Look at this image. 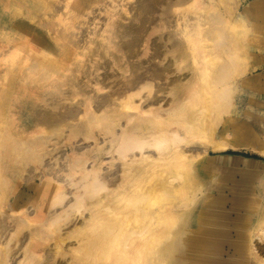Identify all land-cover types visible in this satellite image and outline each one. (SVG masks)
<instances>
[{"label": "bare ground", "instance_id": "bare-ground-1", "mask_svg": "<svg viewBox=\"0 0 264 264\" xmlns=\"http://www.w3.org/2000/svg\"><path fill=\"white\" fill-rule=\"evenodd\" d=\"M94 1L0 0V175H25L0 209V264H161L158 242L168 264H264V163L187 219L210 182L194 162L242 127L264 155L239 107L264 66V0Z\"/></svg>", "mask_w": 264, "mask_h": 264}, {"label": "rangeland", "instance_id": "rangeland-1", "mask_svg": "<svg viewBox=\"0 0 264 264\" xmlns=\"http://www.w3.org/2000/svg\"><path fill=\"white\" fill-rule=\"evenodd\" d=\"M90 2V9H95L96 7L99 6V2ZM183 10V11H181ZM187 9H178L176 13H185L187 12ZM126 18L122 19V22H124ZM256 25V24H255ZM28 48L30 52H28V55L22 51L18 54V57L14 58V61L18 60L19 64H23V62L26 60H29L34 57V52L36 51L35 49V36H29L28 37ZM29 40L31 42H29ZM33 40V41H32ZM12 62V61H11ZM10 63V62H9ZM15 63V62H14ZM26 63V62H25ZM6 63H0V69L5 68ZM10 67V66H9ZM260 71V72H259ZM252 73V72H251ZM263 73V74H262ZM257 74H261L259 81H257L254 84L250 85V89L252 90L250 94V98H240L239 100V107H241V101L243 100H248L250 99V108L248 112V121L250 124V127L252 129V132L255 134H259L261 137V140H264V105H262V101H264V66L258 70ZM251 76H254V73H252ZM56 77L55 75L47 76L44 78H41V80H35L37 79L36 77H33L30 79L26 84V92L32 90L33 88H38V87H43L47 86V84H50V81H52ZM262 79V80H260ZM9 81V76L6 75L4 78L0 79V97L5 93V88L8 84ZM263 83V84H262ZM245 97V96H244ZM243 105V104H242ZM11 110V105L7 106L6 108V114L10 113L9 111ZM9 112V113H8ZM250 115V116H249ZM253 116V117H252ZM8 118V117H7ZM260 122V123H259ZM235 125H240V118L235 121ZM242 126V125H241ZM236 127V126H235ZM22 129V128H20ZM222 129V128H220ZM239 129V128H238ZM221 131V130H220ZM243 131L240 128L238 130L239 134L232 139L230 145H228L227 149L223 151H210L208 155L206 156L207 162H199L196 161L194 162V173H196V177L204 179V176L206 177L207 180H210L209 183L206 185H203L201 188V192H197V200H200V203L195 205L194 209L191 210V216L190 218H187L189 221V226L188 228L190 230L196 228L198 218L201 215L202 211L205 208L210 207L213 208L215 207V202L217 199H219V193H222L227 196L228 198H231L232 195H230L229 191V184L231 185L232 182V177L235 175L236 177H240L239 175H245L243 170L245 168V161L248 162H262L264 163V155H262L257 149L258 145L254 141H247L244 139V137L241 135ZM241 132V133H240ZM252 133V134H253ZM0 134H1V129H0ZM250 134V133H249ZM219 132L214 135L213 139L216 140L219 136ZM243 138V139H242ZM242 140V141H241ZM245 140V141H244ZM254 146V147H253ZM198 147V146H196ZM254 149V150H253ZM197 151V150H196ZM218 152V153H217ZM24 154H20L22 157ZM219 159V160H218ZM220 159H225L221 160ZM258 160V161H257ZM263 160V161H262ZM209 161V162H208ZM231 162V163H230ZM209 163V164H208ZM211 163V164H210ZM259 164V163H258ZM11 165L14 166V163L7 164V166L12 167ZM261 166V165H258ZM208 167V168H207ZM210 168V169H209ZM259 168V167H258ZM252 169L251 173L250 171H246L247 175L250 173V175H264V171L261 169ZM198 172V173H197ZM23 176L25 175H0V209L2 207H6L8 205V199L7 194L11 189V185L13 184H18V186L22 185L24 183ZM155 177L157 175H154ZM198 178V181H199ZM197 180V179H196ZM255 181V180H254ZM227 187V188H226ZM217 193V194H214ZM157 195H160L157 194ZM162 197L163 195L161 194L160 196H153L152 200L148 201V205H152L154 207L159 206L162 203ZM168 201L169 197H168ZM129 202L122 203V207L120 208L119 212H123L125 207H127ZM151 206V208H152ZM228 208V205H227ZM230 215H232V211L229 212ZM177 224L180 223V219L177 220ZM234 234L235 230L233 229ZM40 242L42 244H49L52 242L51 236L49 233H46L45 236L40 239ZM158 245H162L161 249L162 251L159 252L160 258H161V264H168V242H158ZM227 246V245H226ZM226 250L228 251V246L226 247Z\"/></svg>", "mask_w": 264, "mask_h": 264}]
</instances>
